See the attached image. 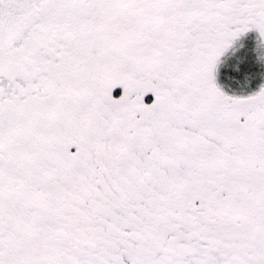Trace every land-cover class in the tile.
I'll use <instances>...</instances> for the list:
<instances>
[{"label":"snow or ice","instance_id":"obj_1","mask_svg":"<svg viewBox=\"0 0 264 264\" xmlns=\"http://www.w3.org/2000/svg\"><path fill=\"white\" fill-rule=\"evenodd\" d=\"M0 264H264V0H0Z\"/></svg>","mask_w":264,"mask_h":264}]
</instances>
